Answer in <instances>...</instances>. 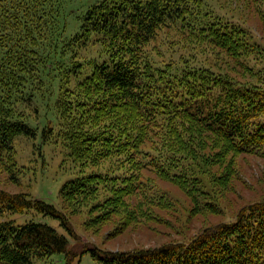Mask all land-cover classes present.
<instances>
[{
	"label": "trees",
	"instance_id": "trees-1",
	"mask_svg": "<svg viewBox=\"0 0 264 264\" xmlns=\"http://www.w3.org/2000/svg\"><path fill=\"white\" fill-rule=\"evenodd\" d=\"M73 1L0 0V155L11 153L18 136L35 138L21 107L34 105V114L41 107L53 124L48 114L54 115V144L76 167L112 156L126 164L120 174H80L61 186L66 200L93 201L90 224L106 218L123 195L140 192L144 172L193 191L197 179L183 164L196 154L192 135L207 132L224 150L264 158V82H240L197 61V51L207 46L250 74L252 57L264 73V44L239 22L220 17L206 0H101L71 12ZM162 33L168 44L184 45L179 59L153 60L148 45L164 41ZM89 43L103 60L80 62L78 52ZM44 130L42 142L53 129L46 137ZM27 210L58 220L65 233L44 222L3 219L0 264H34L53 255L72 264L84 254L100 264H264V201L188 243L127 253L93 246L75 251L64 213L0 190V217Z\"/></svg>",
	"mask_w": 264,
	"mask_h": 264
},
{
	"label": "rangeland",
	"instance_id": "rangeland-1",
	"mask_svg": "<svg viewBox=\"0 0 264 264\" xmlns=\"http://www.w3.org/2000/svg\"><path fill=\"white\" fill-rule=\"evenodd\" d=\"M100 1L74 0L75 7L69 10L77 12ZM260 1L206 0L220 17L239 22L254 41L264 44V2ZM67 22L68 32L73 34L75 25L71 18ZM166 35L162 33L160 37L165 42L154 41L148 45L155 62L179 59L183 53L184 45L168 44ZM78 58L83 61L81 63L100 62L104 55L99 52L97 45L89 43L79 50ZM247 59L253 61V64L248 65L252 66L255 75L239 69L222 54H217L207 46L197 51V61L214 72L226 73L240 82L263 83L261 75L264 73L257 71L259 67L252 57ZM260 77L262 80H259ZM68 85L74 89V93L77 92L73 78L70 77ZM21 107V112L37 133L35 138L16 137L11 153L0 155V190L10 195H29L31 199L42 200L64 213L76 236L71 241L75 251L93 246L102 252L127 253L155 249L170 243H188L202 230L221 223H231L243 209L264 201V158L257 154L231 153L224 150L218 141L215 143L209 133L203 132L191 137L190 142L196 151L194 158L182 161L189 169V176L198 180L193 191L185 190L178 183L162 180L151 172H144L143 182L137 184L140 192L123 195L119 200L120 205L112 208L106 218L90 224L88 222L96 215L89 208L93 201L66 200L59 194L61 186L80 174H120L122 170L119 167L127 165H119L112 156L98 159L84 168L76 167L54 144L59 129L54 115L52 118L48 114L53 124L44 118L41 107L38 109L39 116L34 114V105ZM43 129H46L43 131L45 137L53 129L50 139L44 142L41 137ZM142 192L146 194L147 201L141 195ZM100 195L107 197L104 192ZM3 219H11L17 224L28 220L44 222L59 233H65L58 220L43 217L32 210L20 214H4L0 221ZM34 264L66 263L61 255H53L49 260H37ZM72 264L100 263L89 254H84L80 261L75 260Z\"/></svg>",
	"mask_w": 264,
	"mask_h": 264
}]
</instances>
